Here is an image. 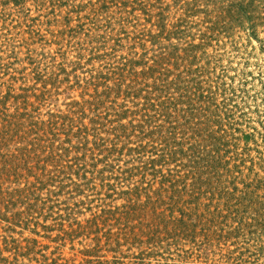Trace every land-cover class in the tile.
I'll return each instance as SVG.
<instances>
[{
  "label": "rangeland",
  "instance_id": "rangeland-1",
  "mask_svg": "<svg viewBox=\"0 0 264 264\" xmlns=\"http://www.w3.org/2000/svg\"><path fill=\"white\" fill-rule=\"evenodd\" d=\"M0 264H264V0H0Z\"/></svg>",
  "mask_w": 264,
  "mask_h": 264
}]
</instances>
